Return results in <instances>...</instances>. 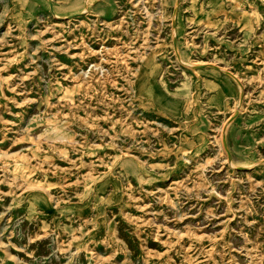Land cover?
I'll list each match as a JSON object with an SVG mask.
<instances>
[{
    "label": "rangeland",
    "instance_id": "obj_1",
    "mask_svg": "<svg viewBox=\"0 0 264 264\" xmlns=\"http://www.w3.org/2000/svg\"><path fill=\"white\" fill-rule=\"evenodd\" d=\"M0 264H264V0H0Z\"/></svg>",
    "mask_w": 264,
    "mask_h": 264
}]
</instances>
